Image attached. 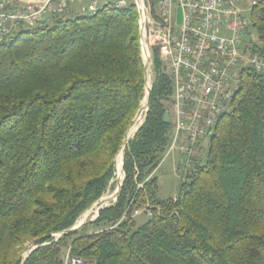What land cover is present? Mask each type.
I'll return each mask as SVG.
<instances>
[{"label": "trees", "instance_id": "16d2710c", "mask_svg": "<svg viewBox=\"0 0 264 264\" xmlns=\"http://www.w3.org/2000/svg\"><path fill=\"white\" fill-rule=\"evenodd\" d=\"M251 14L250 49L264 58V0ZM139 18L134 4L105 3L0 42V264H23L32 244L24 264H64L65 249L86 264H264V71L243 74L209 161L188 173L179 197L160 201L152 175L171 142L173 85L157 58L116 203L52 236L75 226L115 179L145 97ZM147 205L153 216L136 227L133 213Z\"/></svg>", "mask_w": 264, "mask_h": 264}, {"label": "built area", "instance_id": "2783aa9c", "mask_svg": "<svg viewBox=\"0 0 264 264\" xmlns=\"http://www.w3.org/2000/svg\"><path fill=\"white\" fill-rule=\"evenodd\" d=\"M75 1L84 0H0V42L18 27L50 25ZM260 1L134 0L136 7L145 9V60L149 63L146 93L153 88L157 58L172 80L168 110L173 131L165 155L183 141L178 148L188 157V169L196 167V147L207 138L213 116L221 110L231 113L233 105H227V98L236 82H242L246 72L264 71V58L253 54L251 43L244 40L256 39L249 32L245 15L250 4ZM102 3H119L125 8L130 5L128 0H90L81 12L91 13ZM141 214L152 217V207L137 209L133 216ZM64 264L86 263L68 249Z\"/></svg>", "mask_w": 264, "mask_h": 264}, {"label": "rangeland", "instance_id": "374dc122", "mask_svg": "<svg viewBox=\"0 0 264 264\" xmlns=\"http://www.w3.org/2000/svg\"><path fill=\"white\" fill-rule=\"evenodd\" d=\"M89 2H90V0H84V1H75L73 3H70L69 9H71V12L69 14H67V18L74 19L76 16H78L81 13L84 14V15L86 13H89V12H80L82 8L88 6ZM128 2L130 4H133L134 0H128ZM251 13H252V6H250L248 8L247 13H246L245 16H246V18H247V20L249 22V32L251 34H254L255 32H254V29H253V21H252V14ZM89 14H91V13H89ZM52 23H53V21H52ZM28 28H34V27H33V25H25V26L19 27L11 35H9V38H11L15 33L19 32L20 30H26ZM139 34H140V44H141V30H140V27H139ZM226 36H231V34L230 33H226ZM9 38H7V39H9ZM244 40L246 42L251 43L250 41L252 40V37H244ZM256 43L258 44V41H256ZM168 67L169 66H167V68ZM145 69H146V67H145ZM146 74H147V72H146ZM146 78H147V75H145V81H146ZM154 81H155V76H154V80H153V85H154ZM146 96H147V93H146V90H145V97H144V100L142 102V105L146 103ZM166 105H167V109H168L169 105H170V102L167 103ZM167 112H169V110ZM228 112H229V110H228ZM145 115L146 114L143 115V121H142V123H140V126L138 127V129L142 126V124L144 122V119H145ZM171 128H172V125H171ZM171 131H173V128L171 129ZM214 132L215 131L213 130L207 136V138L202 139L200 141V143L196 147V151H197V154H198L197 155V159H196L197 160L196 164L198 166H205L207 164V162L209 161L210 138L213 136ZM181 143H184V142L180 140L178 142L177 148L172 153L167 154V155L164 156L161 164L159 165V167L156 169V171L152 175L153 178H155L157 180V183H158L157 199L160 200V201H167L169 199H175V198L179 197V195L181 194L182 186L187 180L186 178H187L188 173L191 172L192 170H194V169H188L186 167L187 165H186L185 162H187L188 157L186 155H182L180 153L178 147H179V145ZM120 154H121V152H120ZM118 156H119L118 157V159H119L120 155H118ZM118 159H117V161H118ZM116 165H117V162H116ZM116 169H117V167H116ZM119 178L121 179V182H122V180L124 178L123 170H122L121 177L118 176L117 173L115 174V179L111 182L112 186L107 190L105 195L100 199L99 203L95 204L90 209L92 211V213L87 218H85L82 221V223H89V221H91L92 219H94L97 216V212L99 211V209L102 206H104L105 204H109L111 201H113L114 196H115V192H116V190H117V188L119 186L118 185V179ZM106 199H108V200L106 201ZM83 215L81 216V218L83 217ZM147 220H148V216L145 215V214H141L139 216H136L135 217L136 227H139L140 225L145 223ZM78 224L79 223L77 222V225ZM101 228H103V227L88 226V228L85 231V233H89V234L90 233H94V232L100 230ZM67 250L68 249H65L63 252L66 253Z\"/></svg>", "mask_w": 264, "mask_h": 264}, {"label": "bare ground", "instance_id": "6f19581e", "mask_svg": "<svg viewBox=\"0 0 264 264\" xmlns=\"http://www.w3.org/2000/svg\"><path fill=\"white\" fill-rule=\"evenodd\" d=\"M118 7H123L122 4H119V3H116ZM257 5V4H250V6H252V8ZM99 11V4L95 7V9L93 10V12H91V14H96L97 12ZM139 12H140V15H141V19H140V26H141V47H142V58H143V62H144V65L146 67V70H147V78H146V81L148 82V74H149V63L148 61L145 60L146 58V47H147V39H146V32L144 30V24H145V9L144 7H139ZM19 28V27H18ZM15 31V30H14ZM14 31H11L9 32V35H11ZM240 83L241 82H236V88L232 89L230 91V94L228 95V98H227V105H232V101L240 87ZM225 113H228V110H221L220 113H216L213 118H212V123L209 124V132H208V135L214 130L215 131V128L217 126V123L220 119V117L225 114ZM143 121V116L142 118L137 122L136 126H134L131 130V136H133V134L137 131L138 127L140 126V123H142ZM123 153L121 152L120 154V158L118 159L117 161V169H116V173L118 176L121 177L122 175V164H123ZM113 195V194H112ZM107 196V195H106ZM105 198V197H104ZM111 198V197H110ZM109 199V198H108ZM106 199V201L108 200ZM112 200V199H111ZM92 213L91 210L87 211L86 214L83 215L82 218H80V220L78 221V223H82V221L87 218L90 214Z\"/></svg>", "mask_w": 264, "mask_h": 264}, {"label": "water", "instance_id": "95a60500", "mask_svg": "<svg viewBox=\"0 0 264 264\" xmlns=\"http://www.w3.org/2000/svg\"><path fill=\"white\" fill-rule=\"evenodd\" d=\"M179 19H180V18H179ZM151 97H152V88H148V89H147V96H146V103L143 104V105L141 106L139 112L137 113V115H136V117H135V119H134V121H133V123H132V125H131V127H130V129H129V131H128V133H127V136H126V139H125L124 146H123V148H122V150H121V152L123 153V157H122V159H123V164H124V156H125V150H126V147H127L128 143H129V141L134 137V135L137 133V131H138L139 129L133 134V136H131V133H130V132H131L132 128H133L134 126H136L137 122L142 118V116L148 112V110H149V105H150V102H151ZM164 123H165V124H170V114H169V112H166L165 115H164ZM117 157H118V156H117ZM116 162H117V158H116V160H115V164H116ZM123 164H122V170H123ZM123 172H124V171H123ZM124 177H125V176H124ZM123 181H124V178H123L122 182H121V179H120V178L118 179V185H119V186H118V188H117V190H116V192H115V196H114L113 201H111L109 204H105L104 206H102V207L99 209V211L102 210V209H104V208H107V207H109V206H112V205H114V204L116 203V201H117V199H118V196H119V193H120V190H121V187H122V185H123ZM98 203H99V202H98ZM98 203H97V204H98ZM99 211L97 212V216H96L94 219H92L91 221H89V223L94 222V221L98 218V216H99ZM84 224H86V223H80V224H78V225H77V223H76L75 226H73L71 229H69V230H67V231H64L63 233L53 234L52 236H54V237H56V238L58 239V238H60L63 234H67V233H70V232H73V231H75V230L80 229ZM36 248H37V246H36L35 244H32V245L29 247L28 251H27L26 254H25V258H24L23 264L26 262V260H27L28 256L30 255V253H31L33 250H35Z\"/></svg>", "mask_w": 264, "mask_h": 264}, {"label": "crops", "instance_id": "0c3cea01", "mask_svg": "<svg viewBox=\"0 0 264 264\" xmlns=\"http://www.w3.org/2000/svg\"><path fill=\"white\" fill-rule=\"evenodd\" d=\"M103 4H105V3L99 4V9H100V7H101ZM70 12H71V9H68V10L66 11L67 14H69ZM80 12H81V11H80Z\"/></svg>", "mask_w": 264, "mask_h": 264}]
</instances>
